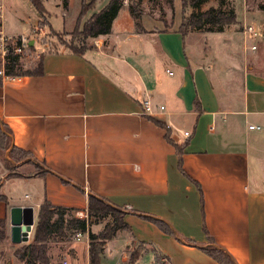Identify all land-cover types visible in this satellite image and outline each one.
Masks as SVG:
<instances>
[{
  "label": "crops",
  "instance_id": "obj_1",
  "mask_svg": "<svg viewBox=\"0 0 264 264\" xmlns=\"http://www.w3.org/2000/svg\"><path fill=\"white\" fill-rule=\"evenodd\" d=\"M56 1L71 18L65 30H73L82 0H68L66 9ZM108 2L97 0L81 25ZM4 18L5 10L3 25ZM144 28L138 31L125 4L112 32L90 39L93 47L44 51L42 74L1 79L0 117L15 144L51 171L9 177L0 160V194L7 197L0 219L10 230L13 206L31 205L37 218L44 200L85 209L95 193L128 210L131 231H119L112 250L105 244L109 264L125 263L121 248L137 240L154 244L167 264H220L186 242L206 245L209 236L239 264H264V64H250L242 49L221 64L197 44L191 57L179 27ZM146 100L154 114L145 113ZM157 121L176 143H187L182 157ZM138 212L165 219L178 236Z\"/></svg>",
  "mask_w": 264,
  "mask_h": 264
},
{
  "label": "trees",
  "instance_id": "obj_2",
  "mask_svg": "<svg viewBox=\"0 0 264 264\" xmlns=\"http://www.w3.org/2000/svg\"><path fill=\"white\" fill-rule=\"evenodd\" d=\"M34 7L41 16L40 23H44L46 20L50 26V12L45 6L46 0H31ZM63 6L66 9L68 7V0H62ZM126 0H109L105 7L99 12L93 14L83 25V30L80 34L86 37H99L105 36L112 32V25L116 17L118 16L121 8L125 5ZM138 0L135 4L129 3V9L131 14L136 20V27L138 31H144V25L141 22L143 16V9L140 8ZM199 1V2H198ZM204 0H192V4L199 7ZM97 0H82V11L80 13L78 23L76 25V31L81 25L83 16L94 7ZM189 2V0L184 1ZM238 16L234 10L226 11L221 7H211L207 10L200 12H193L187 20L183 21L179 26V31L187 35L190 30L203 29L205 31H224L227 25L238 23ZM50 28H52L50 26ZM55 30L54 28H52ZM35 45L32 44L31 48ZM60 47L50 49V52H57ZM69 50L82 53L84 50L75 48L73 46L67 47ZM44 53L40 56V61L37 68L30 70H23L20 65V58L18 55H11L10 62L8 64V71L12 74L20 75H38L42 74L44 67ZM1 82V78H0ZM157 123L164 128L165 137L172 145L175 146L177 153L182 157L184 147L187 143L182 145L176 143L171 136V130L167 124L163 122ZM0 158L3 161L5 167L10 171L9 177L12 176H25V175H44L50 170L43 162H39L34 158L31 152L18 147L14 142V134L11 127L0 117ZM182 158H180L181 160ZM30 163L35 167L33 173H23L15 170V166L19 164ZM65 182H69L64 179ZM0 200L7 201L5 195L0 194ZM88 213L89 217L96 220H105L109 218V221L105 224L104 228L100 232H92L90 229V222L85 219L78 218L74 215L77 208H70L65 206H56L49 200H44L38 211L37 220L33 230L32 240L19 249H16L15 256L21 261H25L27 264H52L51 257L48 255L49 242L52 238H57L61 241L69 240L71 235L78 231L88 232L89 234V264H103L105 244L113 239L119 231H131L130 226L125 221L124 217L127 213V209L113 203L111 200L104 196L97 195L95 193L88 194ZM139 215L147 220L155 223L164 232L178 236L174 227L165 219L153 216L147 213L138 212ZM8 219H0V243L8 238ZM182 240L181 238H179ZM183 241V240H182ZM208 244L200 245L194 241H186L191 245H197L202 248L207 254L216 259L220 264H239L236 258L223 246L216 243L214 238L209 236ZM134 244L136 246L131 250L129 254V260L127 264H138L140 259L151 251L149 245L154 247V260L157 264H167L169 258L167 255L161 253L158 248L149 242L145 241H132L128 245V249Z\"/></svg>",
  "mask_w": 264,
  "mask_h": 264
},
{
  "label": "rangeland",
  "instance_id": "obj_3",
  "mask_svg": "<svg viewBox=\"0 0 264 264\" xmlns=\"http://www.w3.org/2000/svg\"><path fill=\"white\" fill-rule=\"evenodd\" d=\"M137 1L126 0L125 4L129 5L130 2L135 4ZM184 1L142 0L139 2L140 8L144 11L142 17L145 16L148 19L144 23L145 27L147 29H154L155 27L178 28L193 12L204 11L211 7H221L226 11L234 10L238 16V23L227 25L224 31L209 32L203 29L190 30L187 33L186 49L192 57L193 46L197 44L202 51L206 50V54L212 52L217 55L218 63L221 62V64L228 63L227 52L237 59L235 57L237 55L236 53L242 49V51L244 50L249 54L250 64L256 62L264 64V0H204L199 7L193 5L192 0L186 3ZM5 2L4 29L6 33L10 35H27L29 38H34L32 40H34L33 44L35 47L30 48L28 52L21 55L20 65L23 70L37 68L42 52L60 47V45L64 44L65 47L73 46L81 50H85L90 46L93 47L94 45L90 41L91 37L80 34L83 30V25L79 26V32L76 31V27L71 31L65 30L71 18L62 14V7L57 6L56 0L45 1V6L50 12L49 20L54 24L55 30L50 28L45 20L44 23L38 24L32 31H30V28L37 22L39 17V13L35 9L32 1L5 0ZM127 10V8H123L122 14ZM248 25L253 26L257 35L244 32V26ZM253 45L257 46L256 50H251V46ZM15 170L23 173H33L36 169L33 165L19 164L15 166ZM26 189L25 186H20V196L24 197L27 192ZM74 215H76V212H74ZM91 220L92 218L89 217L90 229L92 232L97 233L104 228L109 218L105 220ZM32 235L33 231L30 236V241L32 240ZM87 241H89V234L80 240L76 238V233L71 235L69 240L61 241L57 238H52L49 242L48 250L51 263L63 264L66 260L67 264H89L84 260V250L86 249ZM109 241L110 245H108L107 251L112 250L114 246L120 244L115 238ZM26 243L28 242L13 243L10 237V230H8V238L0 243V264H27L15 256L16 249H19ZM135 247L133 244L130 249L128 247L121 248V252L123 250L128 251V259L125 263L120 261L117 264H127L129 254ZM149 249L152 251L154 247L150 245ZM103 264H109L108 259H103ZM138 264L157 263L154 260V254L148 253L140 259Z\"/></svg>",
  "mask_w": 264,
  "mask_h": 264
},
{
  "label": "built area",
  "instance_id": "obj_4",
  "mask_svg": "<svg viewBox=\"0 0 264 264\" xmlns=\"http://www.w3.org/2000/svg\"><path fill=\"white\" fill-rule=\"evenodd\" d=\"M4 1L0 0V78L2 81H16L20 82L23 80V76L20 74H12L8 71V64L10 62L11 55H18L21 57L23 53L28 52L31 48V38L27 35H10L7 34L4 25H3V15H4ZM245 33H251L257 35V32L254 30L252 25L244 26ZM34 41V40H33ZM256 45L252 46V49L255 50ZM145 113L154 114L155 110L150 100L145 101ZM160 109H164L165 106L161 105ZM250 128H259V126L251 125ZM188 134V132H186ZM76 216L81 219L89 221L88 208L79 209L76 211ZM88 232L78 231L76 233V238L78 240L82 239ZM63 264H67L65 260Z\"/></svg>",
  "mask_w": 264,
  "mask_h": 264
},
{
  "label": "water",
  "instance_id": "obj_5",
  "mask_svg": "<svg viewBox=\"0 0 264 264\" xmlns=\"http://www.w3.org/2000/svg\"><path fill=\"white\" fill-rule=\"evenodd\" d=\"M35 222L36 218L33 206H13L10 210L11 241L16 244L29 242Z\"/></svg>",
  "mask_w": 264,
  "mask_h": 264
}]
</instances>
